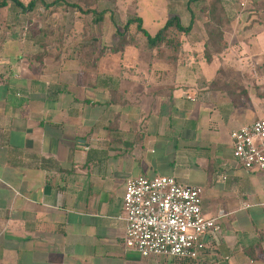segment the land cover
Wrapping results in <instances>:
<instances>
[{
    "label": "crops",
    "instance_id": "crops-1",
    "mask_svg": "<svg viewBox=\"0 0 264 264\" xmlns=\"http://www.w3.org/2000/svg\"><path fill=\"white\" fill-rule=\"evenodd\" d=\"M102 24L92 48L0 37V264H264V170H245L230 137L264 116V22L232 24L210 58L193 28L175 66L106 49ZM224 66L240 72L238 99ZM138 175L200 186L202 214H223L198 260L125 246V183Z\"/></svg>",
    "mask_w": 264,
    "mask_h": 264
},
{
    "label": "built area",
    "instance_id": "built-area-1",
    "mask_svg": "<svg viewBox=\"0 0 264 264\" xmlns=\"http://www.w3.org/2000/svg\"><path fill=\"white\" fill-rule=\"evenodd\" d=\"M232 155L247 171L264 170V116L230 134ZM202 188L174 177L138 175L126 180L123 194L124 244L140 256L196 261L204 236L220 230L219 213L201 210Z\"/></svg>",
    "mask_w": 264,
    "mask_h": 264
},
{
    "label": "rangeland",
    "instance_id": "rangeland-1",
    "mask_svg": "<svg viewBox=\"0 0 264 264\" xmlns=\"http://www.w3.org/2000/svg\"><path fill=\"white\" fill-rule=\"evenodd\" d=\"M27 4L30 0H21ZM58 0H43L47 5ZM208 0H59V3L52 6H44V3L38 2L35 9L32 11L23 12L15 7L10 2L0 7V37L4 33L10 36L39 35L42 37V43L51 51L58 40L71 37L74 40L85 41L84 47L92 48L93 45L100 42L94 34L100 30H91L90 26L102 22V31L108 28L107 36L108 45L106 49L113 52L119 44L116 42L118 36L115 35L112 20L118 25V29L122 30V25L128 18L139 16L142 18L143 27L150 33L154 34L159 26L168 17L178 15L183 23H187L189 12L187 5L194 13L193 28L201 32V26L208 20L207 11L202 12L200 8L206 5ZM222 13L224 17L223 23L227 18V26L230 24L247 23L248 18L262 20L264 22V0H221ZM73 4H78L83 9H92L95 13H81L72 7ZM103 13V14H102ZM249 13V15H248ZM101 19H99V17ZM248 16V17H247ZM247 17V19H246ZM64 23V24H60ZM77 24V27L69 26ZM99 27V26H98ZM131 31V32H130ZM126 31L121 42H126V38L131 36L135 44H129L135 47L145 49L146 38L141 33H135V29ZM93 41V42H91ZM128 41V39H127ZM105 47V46H104ZM46 48V49H47ZM120 51L119 49L117 52ZM147 51V50H146Z\"/></svg>",
    "mask_w": 264,
    "mask_h": 264
},
{
    "label": "trees",
    "instance_id": "trees-1",
    "mask_svg": "<svg viewBox=\"0 0 264 264\" xmlns=\"http://www.w3.org/2000/svg\"><path fill=\"white\" fill-rule=\"evenodd\" d=\"M192 1L193 0H189V2ZM9 2L15 7L21 9L23 12L32 11L35 9L38 2L42 4L44 3L43 0H30L27 4H24L21 0H0V7L6 6ZM57 3H59V0L53 1L50 5L44 3V6L48 7L56 5ZM72 7L81 13H95L94 10L83 9L78 4H73ZM187 10L189 12V19L187 23H183L180 17L175 14L172 17L165 19L163 25L159 26L154 34H150L143 27L142 18L139 16L128 18L122 25V30L118 29V25L111 17L113 28L115 30L114 34L118 36L116 42L119 44V47L114 49V51H117L118 49L122 51L125 46L129 44H135V41L132 40L133 38H131V36L126 38V42L120 43L121 39L123 40L122 37L125 36L124 32H129L130 29L134 28L135 33H141L146 38V42L144 44L145 50L152 53L154 52L156 55H161L162 57L166 58L173 66L177 65L180 60V55L183 53L184 41L193 30L194 13L189 5H187ZM222 10L221 0H208L206 5H202L200 8V11H207L208 13V20L201 26L202 47L205 49L204 55H206L208 58H210L211 55L224 53L225 49L227 48V42L224 38V34L231 30V25L229 24L227 26V18H225L223 23H219L225 16L224 13L221 14ZM101 17L102 16H100L99 19H101ZM253 17L254 16L248 18L246 23L247 26L245 25L244 28H249L255 23L262 22V20L259 22L256 21V19ZM219 71L222 73V86L224 90L230 95V97L233 99H238L241 95L246 94L244 88L245 84L242 81V77L240 76V72L238 70L224 66L221 67Z\"/></svg>",
    "mask_w": 264,
    "mask_h": 264
}]
</instances>
